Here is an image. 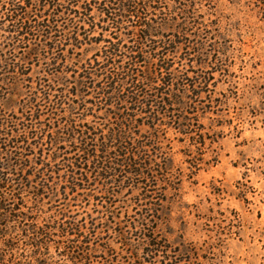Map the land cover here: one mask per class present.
<instances>
[{
  "label": "rangeland",
  "instance_id": "374dc122",
  "mask_svg": "<svg viewBox=\"0 0 264 264\" xmlns=\"http://www.w3.org/2000/svg\"><path fill=\"white\" fill-rule=\"evenodd\" d=\"M7 1L0 0V131L9 130L11 133L0 136V177L10 171L6 170L7 165L9 169L21 171L24 168L21 163L29 161L32 165L37 163L35 171H40L39 163L54 164L55 154L48 146V135L53 138L59 131L60 121L65 119L62 116L64 118L58 121L62 113L72 122L75 121L78 129L90 127L93 131L97 129V132L107 133L109 127L115 126L109 114L112 110L108 109L104 100L100 102L101 98L95 97V88L92 85L85 91L82 88L83 94H80L76 86L78 74L84 70L82 68L89 66V60L93 63L98 47L95 38L86 40L81 48L73 47L71 50L70 47L63 54L59 48L51 50V38L45 39L46 34L39 32L41 25L46 24V20L43 21L39 16H30L26 25L28 29L24 28L28 32L25 39H19L18 35L16 38L10 33L13 25L2 18L7 11ZM198 3L197 10L205 12L203 17L206 26L200 29L192 27L184 37L193 45L199 38L197 34L201 35V30L203 36L208 35L203 53L209 55L211 62L197 66L195 63L200 59L190 56L194 62L178 59L173 69L178 77L182 74L189 79L197 74L212 77L209 90L205 93L206 101L212 99L211 110L204 115L202 123L211 134L208 137L215 141L209 144L210 140H207L200 169L193 175L189 174L182 152L187 143L173 141L172 133L169 131L165 135L163 130L160 137L163 146L166 148V145H170L171 149L167 150L184 174L175 183L170 182L174 186L179 184V191L174 196L167 195L165 202H161L160 210H164L165 221L156 225L135 222L141 210L139 206L130 204L135 199V190L128 192L122 188L124 191L116 195V205L110 208L109 199L102 191L106 188L119 191L116 183L111 185L102 179L95 180L94 174H89L93 166L89 169L84 162L82 165L77 164L76 172L71 173L72 169L59 161L62 158L56 160L52 173L44 172L47 169H43L42 178H45L47 187L50 190L55 187L61 189L66 184L70 188L67 180L71 182L74 176L82 179L77 180L79 194L60 202H50L49 198H45L40 206L29 202L15 212L33 211V214H29L31 218L26 221L28 225L36 222L38 226L50 224L55 227L50 228V234L41 239L50 245L47 257H52L58 264H71L63 256L64 245L60 243L61 238L56 230L57 226L70 221L82 225L89 232L90 247L95 250L91 264H161L160 260L167 255L181 259L180 254L185 250L190 252V260L180 264H264V0H198ZM99 15L93 8L87 18L81 14L75 20L83 21L80 18L83 16L86 22H98L109 29L101 22ZM127 25L122 30L125 33L133 28L130 23ZM30 26L35 28L30 29ZM99 31L100 26L94 28L90 37L96 36ZM81 32L84 33V30ZM123 32H118L119 37L130 45ZM118 33L113 34L114 37ZM52 35H56V40L59 39L58 33ZM218 52L225 56L220 58ZM183 53L185 55V51ZM56 57L59 64L53 66L51 63L56 61ZM44 95L46 98L49 95L54 101L67 95L65 100L68 104H63L58 109L60 112L56 113V110L48 107L49 103L45 105L41 102ZM30 101H35L36 107L32 106L31 118L26 119L27 112L23 116L19 108ZM107 115L109 118L106 120ZM130 129L127 136L132 141L135 139L139 145H151H146L147 138L144 136L149 133L144 126ZM51 131H55V134H49ZM35 135L38 138L32 139L31 136ZM61 137L63 142L60 145L67 153H71L75 142L63 134ZM92 137L94 142L91 145L94 148L95 134ZM147 149V154L155 155L151 147ZM13 188L19 191L18 187ZM9 191H2L7 198ZM28 198L31 201L32 197ZM10 202L14 208L21 205L17 198ZM126 209L129 214H125ZM109 211H113L116 217L112 218ZM105 219L110 230H107ZM122 220L123 225L132 222V229L129 226L130 243L139 249V254L122 249L119 245L114 233H119L122 226L116 223ZM7 226L10 233L8 237H14L15 248L6 251V261L8 264L12 263V259L15 262L24 261L31 248L25 246V238L18 236L15 223L9 222ZM155 226L157 240L170 246L171 250L166 248L160 251L154 259L153 255L142 257L141 245L146 239L143 234ZM70 241L75 244L76 239ZM88 247L84 246V250Z\"/></svg>",
  "mask_w": 264,
  "mask_h": 264
},
{
  "label": "trees",
  "instance_id": "16d2710c",
  "mask_svg": "<svg viewBox=\"0 0 264 264\" xmlns=\"http://www.w3.org/2000/svg\"><path fill=\"white\" fill-rule=\"evenodd\" d=\"M198 5V0H8L5 5L7 11L2 18L13 25L10 33L16 38L19 36V39H25L28 35L24 28H27L30 16H39L43 21L46 20V24L41 25L39 32L46 34L45 39L51 38L53 42L51 50L59 48L62 54L70 47L71 50L73 47L81 48L86 40L95 38L98 47L93 63L89 60L87 63L89 66L82 68L84 70L78 74L76 86L79 87L80 94H83L82 88H84L83 91L91 85L95 88V97L101 98L100 102L104 100L108 109L112 110L109 114L115 126L109 127L107 133L97 132V129L93 131L90 127L85 130L78 129L75 121L72 122L62 113L58 121L64 118L62 116H65V119L63 122L60 121L61 125L56 133V135H61H53V138L48 135L50 138L48 146H51L55 154L53 165L56 160L62 158L59 161L63 166L67 164V167L72 169L71 173H74L77 164L82 165L84 162L88 164L89 169L93 166L89 174L91 176L94 174L95 180L102 179L110 182L111 185L116 183L119 191L114 192L110 188L102 191L109 199L110 208L116 205L118 201L116 195L124 191L121 190L122 188L128 192L135 190V199L130 204L139 206L141 210L138 213L139 218L136 221L132 220L133 222L142 221L145 224L157 225L165 221L163 220L164 210H160L161 202H165L167 195L174 196L179 191V184L174 186L170 182L175 183L184 173L181 167L174 163L173 155L169 151L170 145H166V148L165 145L163 146L160 138L163 130L165 135L169 131L172 133L173 141L185 145L187 143V147L182 149V152L191 175L200 169L199 164L203 162L207 140L209 139V144H212L213 139L208 137L211 134L206 131L202 123L204 115L211 110L212 99L206 101L207 94L205 93L209 90L212 77L206 74H197L190 79L185 74L178 77L173 69L178 59L194 62L191 58L197 57L200 59L195 63L197 66L211 62L209 55L203 53L208 35L203 36L201 30V35L197 34L199 38L193 45H190L184 37L187 34L186 31L192 27L200 29L206 26L203 17L205 12L198 11ZM93 8L99 12L101 22L105 23V27L109 29H105L98 22H86L83 16L87 18ZM81 14L83 16L80 18L83 21L75 20ZM127 23H130L133 28L125 33L122 30L128 26ZM99 26L101 31L96 36L90 37L94 28ZM29 28L34 29L35 26ZM81 30H84V33ZM96 32L95 29V34ZM118 32L127 35L130 45L119 37ZM56 33L59 34L58 40H56V35H52ZM115 33H118L117 37H114ZM106 34L107 37H105ZM170 35L173 36L169 37ZM217 54L220 58L225 56L224 53L219 54L218 52ZM55 60L51 63L53 66L59 64L58 57ZM3 68L6 66L3 65ZM219 71H222V67ZM49 95L47 98L44 95L41 102L45 105L49 103L48 107L56 110V113L60 112L58 109L63 104H68L65 100L67 95L57 101L52 100L48 97ZM34 103L35 101H30L19 108L22 115L27 112L26 119L31 118L32 106L36 107ZM105 118L107 120L109 115ZM142 126L149 133L144 137L147 138L146 145L149 143L150 146L139 145L135 139L132 141L127 136L132 130L131 127L138 129ZM10 133L9 130L0 131V136ZM52 133L55 134V131L49 134ZM62 134L65 138L75 142L71 153H67L60 145L63 142ZM92 134H95L94 148L91 145V142H94ZM48 136L46 135L47 138ZM31 137L32 139L38 138V135ZM168 142L170 144L169 138ZM149 147L154 152V156L146 153ZM67 154H71L70 157H67ZM21 165H24L21 171L9 169V165H4L6 170L12 172L11 174L10 171L7 174L3 173L0 177V264H8L6 251L15 248L14 237H8L10 236L7 226L9 222L17 225L18 236L25 238V246L31 248L27 259L16 262L12 259L11 264H58L57 261L52 260V257H47L46 254L50 253V245L41 239L50 234L52 230L50 228L55 227L50 224L38 226L35 225L36 222L28 225L26 221L31 218L29 214L34 212L18 213L15 210L29 202L40 206L45 198H49L50 202H60L62 199L67 200L71 195L75 197L79 194L77 180L82 181V179L73 176L71 182L67 180L71 185L70 188L65 184V187L61 189L55 187L50 190L42 174L47 171L53 172L51 163L45 165L43 162L39 163L42 172L41 170L35 171L37 163L32 165L29 161H24ZM16 166H18V161H16ZM43 169L47 170L43 172ZM13 187H18L19 191ZM7 189L11 191L8 192V196L11 199L17 198L18 202H21L20 206L14 208L10 202L11 199L4 195L2 191ZM28 197H32L31 201ZM143 209L144 213H142ZM134 210H137V207H134ZM109 213L112 214V218L116 217L113 211ZM125 214H129L128 209L125 210ZM60 216L63 217L64 214L61 213ZM125 216L128 217V215ZM118 217L120 218L121 215ZM105 222L107 230H110L107 219ZM131 223L123 225V220L118 221L116 224L122 227L119 233L114 234L119 239L122 249L126 248L131 250V253L139 254V249L130 243L129 226L132 229ZM46 227L49 228L48 231ZM56 230L61 238L60 243L64 245L63 256L71 264H91L95 250L90 247L89 232L82 225L70 221L66 225L57 226ZM147 232L143 234L146 239L141 245L142 257L153 255L154 259L160 251L166 248L171 250L170 246L163 245L157 240L156 226L152 229L148 228ZM71 239L73 241L76 239L75 244H72ZM84 246H89L87 251L84 250ZM180 255L182 257L178 260L173 255H167L160 260V263L180 264L182 261L190 260L189 251L185 250Z\"/></svg>",
  "mask_w": 264,
  "mask_h": 264
}]
</instances>
